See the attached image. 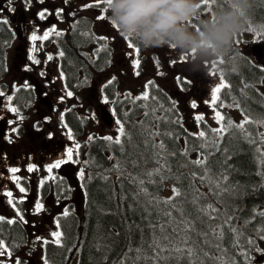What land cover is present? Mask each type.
<instances>
[{
	"label": "trees",
	"instance_id": "trees-1",
	"mask_svg": "<svg viewBox=\"0 0 264 264\" xmlns=\"http://www.w3.org/2000/svg\"><path fill=\"white\" fill-rule=\"evenodd\" d=\"M228 2L217 0L216 5L210 4L212 14L218 8L227 6ZM248 15L246 29L237 37L250 32L253 38L264 40V0H254ZM104 45L94 33L89 18L74 20L62 45L66 51L64 58H68L70 63L68 80L79 75L81 67L85 66L82 60L88 52L83 47L96 46L95 52L101 53L108 49ZM99 46H102L100 51L97 50ZM215 62V69L227 85L221 89L219 101L240 111L243 117L240 123L246 116L252 123L245 124L244 130L228 127L229 121L233 125L240 124L231 118L232 114L228 111L223 115L226 130L222 137L212 133L213 128L202 126L201 131L206 132L207 139L200 138L193 135L198 130L185 127L169 95L150 84L151 90L145 104L134 103L126 113L118 111L126 134L131 135L130 140L127 135L119 134L121 144H116L115 138L107 141L103 137H96L91 141L87 151L89 174L83 177V209L80 213H70L61 218L62 246L48 244V264H252L250 253L264 236V217L259 215L264 212V122H261L264 121V92L261 89L264 68L234 44L226 56ZM201 122H206V119ZM72 128L75 135L81 134L79 125ZM148 131L170 135L149 138ZM161 140L166 145V151L154 147ZM213 141L217 142L220 151H215ZM205 144L207 147H201ZM184 149H187V155L182 154ZM173 152L176 154L170 155ZM210 152L208 175L213 183L220 184V189H229L219 196L213 195L217 191L215 187L209 191L207 181L201 184L199 177L204 168L191 163L202 153ZM157 160L159 165L166 164L163 174L173 177L164 179L162 185L159 184V177L152 176L151 180L157 183H150V178L144 175L146 170L158 166ZM168 168L171 169L170 174ZM191 173H196V177ZM223 176H227L226 181ZM141 180L143 184L139 183ZM174 185L182 193L173 201L177 203L176 210L169 209L163 203L153 207L148 203L149 196L140 191L146 188L148 194L163 200L173 195ZM208 204L218 209V212L211 213L213 217L225 211L232 215V223L241 229L240 235L233 233L231 240L225 235L222 252L200 244L191 256L187 254V247L183 252L165 248L157 255L150 226L164 224L167 233L171 234L180 221L179 213L183 212L184 219L191 221L195 228V231L189 229L191 240L202 241L204 237L197 233L207 231L210 224L222 223V220L209 219L210 210L201 211L202 208L207 209ZM164 210L172 211L171 222L163 216ZM245 221L249 223L245 224ZM183 228L180 225L177 229L181 236L185 235ZM223 228L226 233L228 225H223ZM217 231L220 229L217 228ZM155 235H161L159 227L155 228ZM248 236L254 238V246L247 247ZM137 249L141 251L137 253ZM244 253H247L248 259Z\"/></svg>",
	"mask_w": 264,
	"mask_h": 264
},
{
	"label": "rangeland",
	"instance_id": "rangeland-1",
	"mask_svg": "<svg viewBox=\"0 0 264 264\" xmlns=\"http://www.w3.org/2000/svg\"><path fill=\"white\" fill-rule=\"evenodd\" d=\"M61 1L65 15L62 18L57 32L66 35L73 20L78 17L86 16L91 12L96 34H98L99 37H107V44L112 49L111 58L113 62L105 70L93 74V76L89 78V82L83 83L84 89H81L80 96H68L66 83L64 80H60L59 109L64 111L71 107L74 108L83 116L86 126L83 135L78 138L77 141L72 142V144L76 146L73 160L74 164L69 167L61 168L63 172L70 175L68 179L70 190L68 196L56 201V203L61 204V210L56 207L53 208V214H50L47 219L46 231L43 234V239L51 240H53L51 233L59 230L56 226V215L58 213H63L65 210L81 212L83 209L84 195L81 184L83 177L89 172L86 155L87 144L90 140L89 137L112 136L115 138L119 135V124L107 126L101 120V115L104 116L100 109L101 103L109 105L113 109L112 101L109 100V98L112 99L115 95L120 96L121 99H137V97H142L146 92L148 81L152 80L172 96L181 113V120L191 129L196 130L202 126L201 121L198 122L195 119V116L198 114L203 115L206 119L205 125L211 126L212 128H219L221 123H218L215 119V111L221 113L223 110L222 108L225 107L218 101L215 106L211 104L213 89L221 82L220 75L214 69L215 61L212 62L203 73L195 72L194 70L189 71V66L185 60L180 58L171 48L145 49L131 38L123 37L118 28L111 24L109 20V16L111 15L110 11L108 10L107 13L103 11L106 5L101 4L99 7L85 8L84 5L92 4L94 0ZM98 15H105L106 19L98 20ZM129 40L140 48L138 56L133 49L128 47ZM237 40L240 42L236 43ZM252 40L253 33L244 32L241 37L236 38L233 44L240 51L244 50L246 53H250L249 55L260 64L264 60L263 48L255 52V57L252 53V44L262 41L252 42ZM51 48H54V46L52 45ZM59 50L61 49L57 48V51ZM83 50L90 52L91 48L85 46ZM259 54H262V56L260 57ZM13 59H11L10 71L7 76L10 80L9 92L11 93L18 87L20 76L13 64ZM136 59H139L141 62L139 68L134 67V61ZM137 72L139 73L138 75ZM213 72H216V75H213ZM81 77L82 75L80 74L79 79ZM109 81L113 82V85L109 87L106 92L105 87L109 84ZM70 86H72V84ZM262 87L264 89V82ZM193 102L196 103V108L192 107ZM231 113L240 117L239 112L235 109H232ZM77 145L79 147H77ZM47 169L44 171V176L46 178H52L54 174ZM81 171L84 173L83 177L80 176ZM57 177L64 178L66 176L59 172ZM31 232L32 239H37V237H39L38 230H33ZM247 238L248 240L254 241V238L251 236ZM256 246L255 250L251 251V254L253 257L264 259V239L258 240ZM247 247H251V245L247 244ZM21 254L26 257L25 262L27 264H44V244L42 242L35 244L29 241L26 246L23 247Z\"/></svg>",
	"mask_w": 264,
	"mask_h": 264
},
{
	"label": "flooded vegetation",
	"instance_id": "flooded-vegetation-1",
	"mask_svg": "<svg viewBox=\"0 0 264 264\" xmlns=\"http://www.w3.org/2000/svg\"><path fill=\"white\" fill-rule=\"evenodd\" d=\"M59 9L56 0H0V37L5 38L11 31L9 44L19 51L15 66L22 74L21 80L28 77L29 82L39 88L34 100L35 118L29 123V129L17 122V115L13 124H8L14 117L15 112L11 111L14 107L8 97L0 95V216L5 217L3 222L8 226L9 235L15 238L13 244L20 249L19 255L0 257L4 264H16L17 259L20 264H24L26 257L21 254V247L30 240L28 232L38 230L41 237L46 231L48 217L53 214L52 209L56 207L61 210V204L56 201L65 198L66 193L60 192L57 174L61 172L70 178L61 168L74 164L76 146L72 144L67 127L58 123L57 111L54 110L55 81L33 58L34 48L43 40H33V34L43 36L53 27L57 30ZM44 10H47L46 16L41 19L38 13ZM4 20L7 23H3ZM5 62L6 57L0 55V87L4 88L8 85L4 72ZM21 106L26 107L25 103ZM70 148L73 152L71 160L67 156ZM57 160L66 162L51 171L54 174L52 178H46L45 169ZM31 165H35L34 171H28ZM13 167L20 171L11 173ZM13 175L19 178L18 183L12 179ZM21 187L26 191L20 192ZM9 191L13 194L11 197L7 195ZM37 204H42L43 209L37 210ZM12 219L15 223L7 222ZM36 242L40 240L35 239ZM6 244L12 243L6 241Z\"/></svg>",
	"mask_w": 264,
	"mask_h": 264
},
{
	"label": "clouds",
	"instance_id": "clouds-1",
	"mask_svg": "<svg viewBox=\"0 0 264 264\" xmlns=\"http://www.w3.org/2000/svg\"><path fill=\"white\" fill-rule=\"evenodd\" d=\"M254 0H229L214 14L201 16L202 0H110L111 24L143 48L169 47L189 71L204 72L226 56L246 29ZM199 17V19H197ZM198 20L194 27L192 21Z\"/></svg>",
	"mask_w": 264,
	"mask_h": 264
},
{
	"label": "snow or ice",
	"instance_id": "snow-or-ice-1",
	"mask_svg": "<svg viewBox=\"0 0 264 264\" xmlns=\"http://www.w3.org/2000/svg\"><path fill=\"white\" fill-rule=\"evenodd\" d=\"M41 2H43V0H41ZM65 2H67V0H65ZM109 3H110V0H94V3L86 4V5H84V7L85 8H88V7H99L101 4H104V5H106V7L103 9V11L105 13H107ZM210 4L211 5H216L217 4V0H202L201 7H207ZM63 11H64L63 8L59 9L58 12H57V15L63 13ZM46 12H47V10H44V11H41L40 13H38L39 17L41 19L45 18ZM97 19L98 20H104V19H106V16L105 15H98ZM3 23H7V21L4 20ZM250 30L255 31V29H251V28H250ZM51 33H56L57 35L62 34L60 32H57L56 28L53 27V28L49 29L47 32H45L43 34V36H37V35L33 34L32 39L33 40H37V39H45L46 40V39H48V36ZM101 39H105L106 40L107 37H101ZM239 42H240L239 40L236 41V43H239ZM128 47L130 49H133L137 56L139 55L140 48L137 47L131 40L128 41ZM60 55L63 56L64 53L60 52ZM48 58L51 59L52 57L49 56ZM36 62L38 63V61H36ZM140 63H141L140 60L136 59L134 61V67L135 68H139ZM221 63H222V61H221ZM138 74L139 73L137 72V75ZM212 74L216 75V72H213ZM220 80H221V82L219 83V85L216 86L213 89V95H212V99H211V104L213 106H215L217 101L219 100V93H220L221 89L224 88V87H227V85L223 82V76L220 77ZM109 83H111V81H109ZM0 95H3V93L0 92ZM67 95L71 96L72 93L68 92ZM140 98L147 100L148 99L147 92H145L142 97H137V99H140ZM206 103H208V102H206ZM192 107L193 108L197 107L195 102H193ZM11 111L16 112L17 109L16 108H11ZM145 115H147V113H145ZM21 119H22V117H21ZM195 119L198 122L199 121H203L204 120V116L201 115V114H198V115L195 116ZM215 119L217 120L218 123H223L225 117L219 111H215ZM261 122H264V121H261ZM117 123L119 124L118 131H119L120 136L127 135L128 139L130 140L131 139V135L130 134H126L124 125L122 123H120V121H117ZM141 123H143V122H141ZM248 123H252V121H250L248 119V117L246 116L244 118L243 122L240 123V124H237V125H233L231 123V121H229L228 127H233L234 126V127H237V128H239L241 130H244L245 124H248ZM225 130H226L225 127H219V128L211 129V132L215 133L218 137H222L224 132H225ZM157 135H170V133H160L159 131H148V137L149 138L157 136ZM193 135L198 136V137L203 138V139H207V134L204 131H199L197 133H193ZM120 136L115 138L114 142L116 144H121ZM89 139H92V137H89ZM103 139H105L107 141H113V137L112 136H105V137H103ZM212 146L215 149V151H220L219 147L217 146V142L216 141L212 142ZM77 147H79V146L77 145ZM154 147L159 148L161 151H166V145L164 144L163 140H161L158 145H154ZM201 147H207V144L201 145ZM224 151L226 152L227 149H224ZM175 154L176 153H174V152L170 153V155H175ZM182 154L183 155H187V149H184ZM211 154H212L211 152L208 153V154H203L202 153L200 157H198L197 159L191 161V163L196 165V166H198V167H203L204 168L203 174H201L200 177H199L201 184H204L207 181L208 184H209V191L211 192L212 188L215 187L217 189V191L213 192V195L219 196L222 191L226 192L229 189L228 188L220 189V184L219 183H213L212 178L208 175V172H209V168L207 167V165H208V157ZM67 156H68L69 160L72 159L73 152H72L71 148L68 149ZM65 162L66 161H64V160H57L54 164L49 165L47 170L49 172H51L54 168H59L61 166V164L65 163ZM157 165L158 166L156 168L152 169V170H146L144 172V175L150 178L149 179L150 183H157V181L151 180L152 176L155 175V176L159 177V184L162 185V182H163L164 179L173 178V177L171 175L163 174L164 173V169L166 167V164L165 165H159V161L157 160ZM116 167H119V165H117ZM34 170H35V165L29 166L28 171H34ZM19 171H20V169L15 168V167L10 169V172L13 173V174H15V173H17ZM167 172L170 174L171 169L168 168ZM191 175L194 178L196 177V173H191ZM80 176L81 177L84 176L83 171L80 172ZM12 179L14 181H16L17 183L19 182V178L17 176H15V175L12 176ZM53 179H54V177H53ZM223 180L226 181L227 180V176H223ZM41 183H43V181H41ZM139 183L143 184L144 181L141 180V181H139ZM19 191L20 192H25L26 190L23 187H21L19 189ZM140 191L143 192V193H146L149 196L148 203L150 205H152L153 207H155V205H157V204L163 203L164 205L168 206V208L171 209V210H176L177 209V203H174L173 201H175L176 198L182 196L181 190L178 187H176L175 185L172 188L173 195L171 197H168V198L163 199V200H161L159 197H157V196H155L153 194H148L146 188H141ZM196 191H197V193H199V189H197ZM7 195L9 197H11L13 194H12L11 191H9L7 193ZM20 202L22 203L23 200H21ZM10 203H11V201H10ZM13 207H15L14 203H13ZM42 209H43V205L42 204H37V210H42ZM171 210H164L163 213H162L163 216L168 218L169 222H171L173 220L172 211ZM201 211L202 212L209 211V219L210 220H217V221H221L222 220V223H217L215 225H211L210 224L208 226L207 231L201 230L199 233H197L198 236L204 237V239L202 241L198 240L196 242H193L191 240V235H190L189 229H191L192 231H195V228H194V225H192L191 221H188V220L184 219L185 214L183 212L179 213L180 221L177 224V228H173L172 229L171 234L167 233V230H166V227H165L164 224L151 225L150 227H152V229H153V237H152L153 247H154V250H158L157 251V255L159 254V251H164L165 248H168L169 251L183 252L185 250V247H187V254L189 256H191L197 251V248H198V246L200 244H203V245H205L207 247H215L218 251L222 252L223 248H222L221 244H222V241L225 238V235L228 236L229 240L232 239V234L233 233H235L237 236L240 235L241 229H238L237 225L232 223L233 216L230 215L227 211H225L224 213H221L219 216L213 217L211 215V213L218 212V209L215 206H213L212 204H208L207 209L202 208ZM17 214L19 215V210H17ZM63 215L64 216L68 215L67 210H65ZM259 215L264 217V212L259 213ZM20 219L23 220V217L20 216ZM3 220H5V217L0 216V221H3ZM7 222L8 223H15V220L12 219V220H8ZM244 223L247 224V223H249V221H245ZM180 225L184 226L183 230L185 232V235H183V236H181L179 231L177 230L180 227ZM223 225H228L226 233H225V230L223 228ZM56 226H57V229H59L60 224H59L58 220L56 221ZM156 227H159V230H160V233H161V235L159 237H157L155 235V228ZM217 228H219L220 231H217ZM51 236L53 237V241H52L53 243L62 246L61 238L63 236V233L61 231H59V230L54 231V232L51 233ZM209 236H211L212 239H208ZM261 239H264V236H261ZM37 240H42V242L45 243V244L48 243L47 240H43V238H41V237H37ZM247 244L254 246L255 242L253 240L249 239V240H247ZM189 245H191V246H189ZM199 250L203 251L202 248H200ZM130 251H131V249H130ZM136 251H137V253H139L141 251V249H137ZM6 255L10 257L11 253L9 252L7 245L3 241H0V257H4ZM205 255H206V253H205ZM244 255H245L246 259L249 258L247 256V253H244ZM0 264H4V262L2 260H0ZM16 264H20L19 259H17Z\"/></svg>",
	"mask_w": 264,
	"mask_h": 264
},
{
	"label": "water",
	"instance_id": "water-1",
	"mask_svg": "<svg viewBox=\"0 0 264 264\" xmlns=\"http://www.w3.org/2000/svg\"><path fill=\"white\" fill-rule=\"evenodd\" d=\"M105 118L107 119L108 123L112 122L113 119V115L109 112V114H106V112L104 113Z\"/></svg>",
	"mask_w": 264,
	"mask_h": 264
},
{
	"label": "bare ground",
	"instance_id": "bare-ground-1",
	"mask_svg": "<svg viewBox=\"0 0 264 264\" xmlns=\"http://www.w3.org/2000/svg\"><path fill=\"white\" fill-rule=\"evenodd\" d=\"M254 108V107H253ZM256 166V165H255Z\"/></svg>",
	"mask_w": 264,
	"mask_h": 264
}]
</instances>
